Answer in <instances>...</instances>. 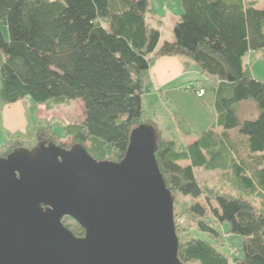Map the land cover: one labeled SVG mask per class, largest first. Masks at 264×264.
I'll list each match as a JSON object with an SVG mask.
<instances>
[{"label":"trees","instance_id":"trees-1","mask_svg":"<svg viewBox=\"0 0 264 264\" xmlns=\"http://www.w3.org/2000/svg\"><path fill=\"white\" fill-rule=\"evenodd\" d=\"M152 1L0 0V22L9 34L0 26V99L47 105L82 99L84 119L64 126L74 142L52 141L65 147L79 142L97 159L122 160L131 130L155 125V155L173 194L183 264H264V79L245 62L264 48V7L255 0H181L174 36L160 43L163 20ZM173 54L198 65L201 77L191 87L213 94V126L223 131L209 127L196 135L170 104L175 130L169 135L153 118L143 119L149 68L155 58ZM244 99L255 103L257 116H239ZM235 127L241 134L236 142L226 133ZM21 145L19 136L8 137L0 156ZM197 168L219 170L230 187L201 181ZM67 217L64 224L83 235L84 227L78 221L71 226ZM225 222L227 231L244 237L242 256L222 250L223 231L215 224Z\"/></svg>","mask_w":264,"mask_h":264},{"label":"water","instance_id":"water-1","mask_svg":"<svg viewBox=\"0 0 264 264\" xmlns=\"http://www.w3.org/2000/svg\"><path fill=\"white\" fill-rule=\"evenodd\" d=\"M158 137L134 127L120 161L52 140L0 156V264H183Z\"/></svg>","mask_w":264,"mask_h":264},{"label":"rangeland","instance_id":"rangeland-1","mask_svg":"<svg viewBox=\"0 0 264 264\" xmlns=\"http://www.w3.org/2000/svg\"><path fill=\"white\" fill-rule=\"evenodd\" d=\"M256 5L258 7H264V0H255ZM153 6L156 9V15L159 16L163 21L161 24V40H166L173 36V25L180 15L182 11L181 0H153ZM156 23V22H155ZM0 26L6 38H8V29L0 22ZM250 59V64L253 63L254 57H250L248 55L245 58V62L249 64L247 60ZM257 72L264 76V62L260 60L254 66ZM264 78V77H263ZM187 90H191L190 88H186ZM193 90V89H192ZM195 91V90H194ZM206 100L209 101V96L207 95ZM22 104L25 103V99L19 100ZM32 102H35L31 99ZM150 101V103H149ZM252 103V107H256L254 102L251 99L244 100ZM15 103V102H14ZM14 103H6L0 99V144H2L7 138L9 129H7L3 124V119L1 117L2 114L13 112V110L18 108V104ZM26 104V103H25ZM40 103H36L37 107ZM207 104V103H206ZM44 105L40 110L42 115L39 114V108L35 107L31 109L32 117L35 115L38 120L36 123H33L31 116L29 115V128L26 130H16L15 132L9 135L10 138H20L22 145L28 148H32L37 145L41 141H49L56 140V142H64L66 145H71L74 141L72 138L64 133V126L73 123H81L84 119V103L82 99L75 98L72 99L69 103H60V104H42ZM246 104H242L239 108L240 117L244 119L245 117L253 116L251 110V106L248 108L244 106ZM22 106V105H21ZM45 110L48 116H45ZM41 117V118H39ZM45 117V118H44ZM144 118H153L158 122V127L164 132L165 135H169V131L172 129L170 125L173 127V122L171 120L170 114L167 109L162 106L160 101H153L152 97H148L145 103V107L143 105V119ZM157 124V123H156ZM234 129V136L240 137L241 134L238 131V128ZM173 130H175L173 128ZM88 144V143H87ZM67 147V146H66ZM6 156V155H4ZM197 175L199 179L203 182H207L210 184H214L217 187L225 186V189L230 187L231 181H224V174L219 170H207L204 168H197ZM227 176V175H226ZM256 204H261V198H256ZM73 221H76L73 217H67L66 223L73 225ZM217 228L221 229L223 232L220 236L221 240L225 241L222 246V250L228 254H233L234 256H242L244 254L243 251V241L244 237L239 233H234L227 231L228 223H216ZM74 227V226H73ZM192 233L200 238L209 239V235L207 232L201 231L199 229H193ZM80 236V235H79ZM185 264H198V263H185Z\"/></svg>","mask_w":264,"mask_h":264},{"label":"crops","instance_id":"crops-1","mask_svg":"<svg viewBox=\"0 0 264 264\" xmlns=\"http://www.w3.org/2000/svg\"><path fill=\"white\" fill-rule=\"evenodd\" d=\"M173 36L168 39H172ZM161 42H163V40L160 39V43ZM248 55H250L251 59L252 57H254L253 63L251 64L250 59L247 60L249 62L248 66L250 70L253 72V74L263 78L264 76L257 72L254 66H256V63H258L260 60L264 62V48L252 51ZM200 77L201 71L198 65L193 61V59L186 55H162L155 58L149 68L147 85L143 93L144 107L147 98L151 96L153 101H160L162 106H164V108L168 110L173 123L174 118L171 112V107L168 104L178 108L186 117L196 135L202 133L209 127H214L215 130L223 131L224 129L222 127L213 126L215 125L217 119L213 94L206 91L202 96H198L194 90L189 91L186 89L187 85L193 84L194 80ZM207 95L209 96L210 103L205 98ZM244 100H241L236 107L239 116V108L242 106V104H246L244 106H246L247 108L251 106L250 111H253V116H251V118L257 116V107H252V103ZM25 103L22 104L20 101H16L14 104H18L17 109L13 110V112H8L1 115L4 126L9 129L8 137L16 130H26L29 128V115L31 116L33 123H36V121L38 120L35 115H33L34 118L32 117L31 112L32 108L37 107L36 102H32L31 99H27L25 100ZM43 106L44 105L42 104L38 105V115H42L40 109ZM46 113H48L47 110H45V116H48ZM154 121L158 125V122L156 120ZM170 127L173 129L174 124L173 127L172 125H170ZM226 133H229L231 135L232 141H235V139H237V136H234L235 134L233 128L228 129ZM195 138L196 136L190 137L189 141L194 140Z\"/></svg>","mask_w":264,"mask_h":264},{"label":"built area","instance_id":"built-area-1","mask_svg":"<svg viewBox=\"0 0 264 264\" xmlns=\"http://www.w3.org/2000/svg\"><path fill=\"white\" fill-rule=\"evenodd\" d=\"M187 88H190L191 90L193 89V87H191V84L187 85ZM195 92L198 96H202L205 93V89L200 87L199 89H195Z\"/></svg>","mask_w":264,"mask_h":264}]
</instances>
